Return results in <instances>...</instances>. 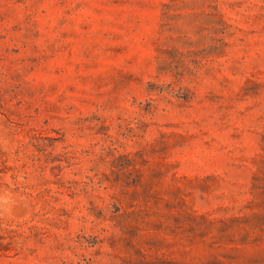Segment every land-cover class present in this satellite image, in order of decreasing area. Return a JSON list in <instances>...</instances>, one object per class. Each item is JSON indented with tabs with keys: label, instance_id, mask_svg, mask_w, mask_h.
<instances>
[{
	"label": "rangeland",
	"instance_id": "1",
	"mask_svg": "<svg viewBox=\"0 0 264 264\" xmlns=\"http://www.w3.org/2000/svg\"><path fill=\"white\" fill-rule=\"evenodd\" d=\"M0 264H264V0H0Z\"/></svg>",
	"mask_w": 264,
	"mask_h": 264
}]
</instances>
